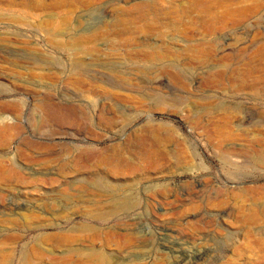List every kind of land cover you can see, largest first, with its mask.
<instances>
[{
    "label": "rangeland",
    "instance_id": "rangeland-1",
    "mask_svg": "<svg viewBox=\"0 0 264 264\" xmlns=\"http://www.w3.org/2000/svg\"><path fill=\"white\" fill-rule=\"evenodd\" d=\"M195 1L0 0V264H264V0Z\"/></svg>",
    "mask_w": 264,
    "mask_h": 264
},
{
    "label": "bare ground",
    "instance_id": "bare-ground-1",
    "mask_svg": "<svg viewBox=\"0 0 264 264\" xmlns=\"http://www.w3.org/2000/svg\"><path fill=\"white\" fill-rule=\"evenodd\" d=\"M196 1L199 2V1H201V0H196ZM196 1H195V3H197ZM191 2H192V1H191ZM239 2H240V1H239ZM203 3H204V2H203ZM262 3H263V2H262ZM191 4H192V3H191ZM198 4H199V3H198ZM213 4H214V3H213ZM199 5H200V4H199ZM257 5H258V4H257ZM200 6H201V5H200ZM240 6H241V5H240ZM194 7H196L195 4H194ZM203 7H204V4H203ZM205 7H206L205 9L208 10V9H210V8L212 7V4H209V3H208ZM216 7H218V6H216ZM225 7H226V6L224 5V8H225ZM194 9H195V8H194ZM239 9H240V8H239ZM242 9H244V7H243ZM242 9H241V10H242ZM245 9H246V8H245ZM257 9H258V8H257ZM226 10L228 11L229 9L226 8ZM232 10H233V9H232ZM236 10H237V9H236ZM190 11H192V10H190ZM203 11H204V10H203ZM220 11H221V10H220ZM227 11H226V12H227ZM242 11H243V10H242ZM246 12H248V11H246ZM219 13H220V12H219ZM230 13H231V12H227V13L225 14V16H224V19H229V18L231 17ZM242 13H243V12H242ZM242 13H241V14H242ZM239 14H240V13H239ZM223 15H224V14H223ZM210 16H211V15H210ZM200 17H201V16H200ZM239 17H241V16L239 15ZM237 18H238V16H237ZM220 20H221V18H220ZM209 21H210V20H209ZM207 22H208V20H207ZM228 22H229V21H228ZM228 22H227V23H228ZM210 23H211V22H210ZM174 264H186V263L183 262V260H178V261H177L176 263H174Z\"/></svg>",
    "mask_w": 264,
    "mask_h": 264
}]
</instances>
